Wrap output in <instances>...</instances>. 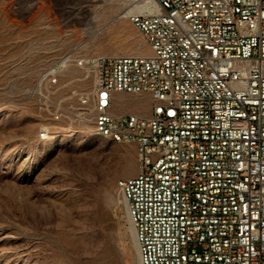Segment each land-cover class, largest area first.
I'll return each mask as SVG.
<instances>
[{"label": "built area", "instance_id": "built-area-1", "mask_svg": "<svg viewBox=\"0 0 264 264\" xmlns=\"http://www.w3.org/2000/svg\"><path fill=\"white\" fill-rule=\"evenodd\" d=\"M151 1L128 15L146 54L68 53L27 94L58 120V74L91 76L78 115L135 149L116 191L137 264H264V0ZM118 94L147 95L149 114L115 113Z\"/></svg>", "mask_w": 264, "mask_h": 264}, {"label": "rangeland", "instance_id": "rangeland-1", "mask_svg": "<svg viewBox=\"0 0 264 264\" xmlns=\"http://www.w3.org/2000/svg\"><path fill=\"white\" fill-rule=\"evenodd\" d=\"M140 0H0V264H137L116 183L136 174L134 146L80 118L92 87L74 63L58 74L50 120L27 90L66 54L147 53L126 12ZM147 95L115 96L146 116ZM45 121L51 133L38 138Z\"/></svg>", "mask_w": 264, "mask_h": 264}, {"label": "bare ground", "instance_id": "bare-ground-1", "mask_svg": "<svg viewBox=\"0 0 264 264\" xmlns=\"http://www.w3.org/2000/svg\"><path fill=\"white\" fill-rule=\"evenodd\" d=\"M154 8V3L151 0H140L138 3H136L132 8H130L125 15H129L132 12H139V13H149L152 9ZM64 70V69H63ZM98 136L103 137V138H107L112 140L113 142L116 143H122L123 142H118L116 141L115 137H108L107 135H105L104 133H96ZM48 134H45V137ZM130 228V232H131V236H133V231L131 226L129 225Z\"/></svg>", "mask_w": 264, "mask_h": 264}, {"label": "crops", "instance_id": "crops-1", "mask_svg": "<svg viewBox=\"0 0 264 264\" xmlns=\"http://www.w3.org/2000/svg\"><path fill=\"white\" fill-rule=\"evenodd\" d=\"M118 95H119V94H118ZM115 96H116V95H115ZM149 111H150V108H149V110H148V114H149ZM148 114H147V115H148Z\"/></svg>", "mask_w": 264, "mask_h": 264}]
</instances>
